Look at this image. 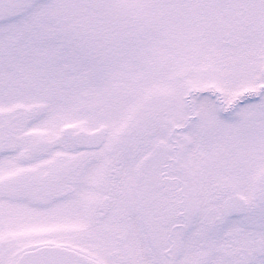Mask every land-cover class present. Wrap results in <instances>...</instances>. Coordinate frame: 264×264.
<instances>
[{
	"label": "snow or ice",
	"instance_id": "snow-or-ice-1",
	"mask_svg": "<svg viewBox=\"0 0 264 264\" xmlns=\"http://www.w3.org/2000/svg\"><path fill=\"white\" fill-rule=\"evenodd\" d=\"M0 264H264V0H0Z\"/></svg>",
	"mask_w": 264,
	"mask_h": 264
}]
</instances>
